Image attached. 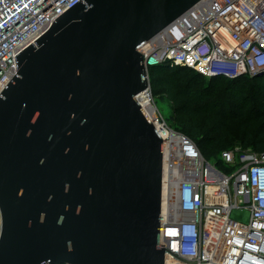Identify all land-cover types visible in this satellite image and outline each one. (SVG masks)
I'll return each instance as SVG.
<instances>
[{"label":"water","instance_id":"95a60500","mask_svg":"<svg viewBox=\"0 0 264 264\" xmlns=\"http://www.w3.org/2000/svg\"><path fill=\"white\" fill-rule=\"evenodd\" d=\"M197 1L78 0L14 55L0 264H164L162 138L136 99L138 48Z\"/></svg>","mask_w":264,"mask_h":264},{"label":"built area","instance_id":"2783aa9c","mask_svg":"<svg viewBox=\"0 0 264 264\" xmlns=\"http://www.w3.org/2000/svg\"><path fill=\"white\" fill-rule=\"evenodd\" d=\"M76 1L0 0V92L18 70L14 55ZM138 50L148 82L160 65L208 79L253 77L264 69V0H198ZM136 99L162 138L164 264H264V152L226 148L223 165L211 163L166 121L150 82ZM234 207L246 208L248 220L231 217Z\"/></svg>","mask_w":264,"mask_h":264},{"label":"trees","instance_id":"16d2710c","mask_svg":"<svg viewBox=\"0 0 264 264\" xmlns=\"http://www.w3.org/2000/svg\"><path fill=\"white\" fill-rule=\"evenodd\" d=\"M200 77L204 76L182 65H160L149 69V82L153 95L155 97L161 94L166 95V99L171 102L173 116L176 118L177 126L174 127L191 139H197L195 143L203 156L208 159L220 149L230 147L233 142L216 133L221 130L220 128L200 125L201 117L209 114L214 116V119L208 122H228L225 120L228 116L232 113L244 115L249 105H260L263 111L260 117H263L264 74L251 77V84H248V75H242L232 79L210 78V84L202 86ZM238 89H244L248 94H236ZM249 92L253 95L250 96ZM222 93L228 95H222L219 98ZM216 104L220 105L218 110L215 109ZM260 127L262 130L257 131L252 137L248 134L249 136L243 139L242 145L246 146L251 140L253 148L262 153L264 152V122Z\"/></svg>","mask_w":264,"mask_h":264},{"label":"rangeland","instance_id":"374dc122","mask_svg":"<svg viewBox=\"0 0 264 264\" xmlns=\"http://www.w3.org/2000/svg\"><path fill=\"white\" fill-rule=\"evenodd\" d=\"M199 80H200V85L202 86L210 84L209 83L210 79L208 78L200 77ZM247 80L249 81L248 84L252 83V78L250 76L247 77ZM222 86L224 87L225 85H222ZM245 92L246 91L244 89L242 90L238 89V92H236V94H239V95L248 94V92L246 93ZM222 95L225 96L228 94L222 93L221 95H219V98ZM249 95L252 96L253 94L249 92ZM166 98L167 97L164 94L158 95V97H156V105L159 111L162 113V115L166 119V121L174 127V126H177V123L175 122L176 118H174L173 113H172L171 102H169ZM215 106H216L215 109L217 110L220 108V105L218 104H216ZM262 112L263 111L261 110L260 105H255V106L249 105L244 115H236L235 113H232L230 116H228L227 119H225L228 122H208V121L213 120L214 116L207 114L201 117L200 125L213 126V128H217V129L220 128L221 130L216 131V133H218L220 136H225L226 139L233 142L231 146L228 148L238 149V150H250V151L260 153L259 151L253 148L251 140H249L246 146L242 145V141L244 138H247L249 136L248 134H251V137H252L255 135L257 131L262 130L261 129L262 127H260L264 122V115L263 117L262 116L260 117V113ZM193 139L196 142L197 139L195 138ZM221 150L223 149H220L219 151H217L214 154V156L208 157V160L211 163L217 162L218 164L223 165L222 161L220 160ZM231 217L239 221H247L249 218V212L244 207H234L231 210Z\"/></svg>","mask_w":264,"mask_h":264}]
</instances>
